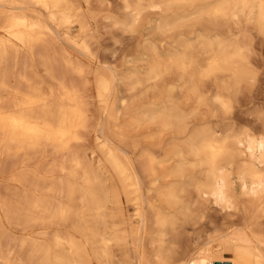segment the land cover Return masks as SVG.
<instances>
[{"label": "bare ground", "instance_id": "1", "mask_svg": "<svg viewBox=\"0 0 264 264\" xmlns=\"http://www.w3.org/2000/svg\"><path fill=\"white\" fill-rule=\"evenodd\" d=\"M122 1L115 23L134 30L145 11H161L151 29L173 40L146 39L142 67L111 74L68 48L90 52L71 31L73 21L90 28L82 0H0V190L6 179L10 195L0 196V221L16 212L19 224L41 227L23 238L24 255L1 252L2 264H134L132 246L140 264H264V111L260 130L230 114L231 94L257 79L252 30L264 38V0ZM122 84L153 96L136 104ZM144 127L150 143L140 149L132 133ZM208 202L244 225L175 251Z\"/></svg>", "mask_w": 264, "mask_h": 264}, {"label": "rangeland", "instance_id": "2", "mask_svg": "<svg viewBox=\"0 0 264 264\" xmlns=\"http://www.w3.org/2000/svg\"><path fill=\"white\" fill-rule=\"evenodd\" d=\"M82 2L86 7H89L92 11V13L88 18L89 20L88 25L90 28L87 29V31L82 32L80 30L79 24L76 21H73L72 22L73 26L71 31L73 32V35H79L78 33H80L79 36L84 37V39L89 44L90 52L81 54L80 49L72 45L71 46L68 45V48L70 49L71 54L75 56V58L78 55L82 62L86 63L87 65H91V67L94 68L100 67L103 69V71L107 73L111 72V74L113 71L115 72V74L116 73L125 74L130 71L129 67H131L132 65L138 66L139 68L142 67L143 65L142 63L144 61L140 60L139 58L142 57L144 47L148 40L151 41L155 40L157 42L163 43L166 46L169 42L171 43L173 40L172 37L174 32L160 34L156 32L153 27L151 29V25H154L155 20L161 18L162 15L164 14L161 11H156L152 9H148L147 11H145L144 12L145 16L143 15L142 17L143 19H141L140 21L141 26L138 25L135 28L137 30L136 31L135 29L130 30L129 28L123 27L120 24L114 22L115 17L120 19L126 17V11L124 9V4L122 0H82ZM241 24H242L241 27L244 26V21ZM242 29L244 32V27ZM252 33H253V37L255 38V39L253 38L254 45L252 51V58L254 62L252 63L253 65H255L254 67L257 70V79L256 82L253 85H251V87L246 86L243 83L238 88V90L234 92V94H231L232 103H233L231 107L233 109H230V114L232 113L231 115L233 120L231 119V121H233L236 127L241 129L244 127H250L254 130L256 129L260 130V128L262 127L261 124L262 119L260 117L262 111H264V38L261 35H258L255 30H252ZM30 63L31 62L26 64L29 65ZM13 64H14L13 61L9 62L10 68H12V70L17 71L24 67L23 63L22 64L20 63L18 68L13 69ZM38 68L40 70V73L44 74L43 68L41 66H39ZM124 85L125 84L119 86V89L122 92L121 94L129 95L128 99L136 104H139V101L140 102L149 101L153 96L151 92L145 93V90H139L133 93L132 96L131 94H128L127 88L126 89L124 88L126 87V85L125 86ZM88 95H89L88 100L90 102V108L92 112L95 114V116L98 117L100 114L99 101L96 96V89L92 83L89 84ZM234 95L236 96L234 97ZM209 102L212 104L211 107L214 106L215 108L219 109L218 105L214 104L213 101L210 100ZM205 106L206 105L201 106V112H206L210 109V107L208 106H206V108L203 109L202 107ZM120 108L122 109V107ZM136 130H138L139 132H137ZM148 131H150V128L147 127L133 130L132 133V135H134L133 138L135 141L137 142L139 141L138 143H140L139 145L140 149L145 146H148L150 143V140L144 137V133L146 134ZM166 136L167 135L165 134L161 135L159 139L161 140L162 137V142H165L164 139L167 138ZM147 141L148 143H146ZM89 144L92 146L94 145V142L91 138L87 142V146H90ZM48 158H51V156H49ZM32 163L34 165L33 161L30 164ZM144 176H143L144 192L146 191L145 193H147V197L151 198L152 195L154 197L155 196L154 193L150 194V192L147 191V188L149 187V178L145 176V178H147L145 179ZM1 182H2L1 183L2 190H0V192L1 191L2 192L0 193V196L10 197L9 194L7 195L5 188L6 186L5 183L7 182V180L5 179V181L2 180ZM108 183L111 184L112 181H109ZM121 196L124 202L123 204L124 210L127 213H132L134 211L133 205L127 201V198L123 193H121ZM216 206L217 205L211 204L210 202L205 204L203 210L205 212L208 211L207 212L208 215L207 214L205 215V212H203V216L200 217L195 224H190L186 227V230L190 229V232L188 233L186 231L184 233L185 235L183 234L182 239L178 244H176L177 246H175V251L181 252L182 248L185 247V242L187 240L188 241L194 240L196 237H198V235H200V241H205L209 237L219 236V233L221 234L223 233V231L225 232V230L229 229L231 225H234V227H241L244 225L242 214L235 213V211L233 210L231 211H228L226 209L219 210L220 207L218 208V206L217 207ZM108 207H109L108 211L110 212L113 211L115 205L110 202L108 204ZM16 216H17L16 212H13L11 220L10 221L5 220L4 225H1V221H0V253L3 252L4 254L7 255L9 253L8 252L9 248H13L14 250L11 255L12 258L10 256L12 261L16 260L15 258L17 254L24 255V253H26V251L23 252V248H22L23 238L27 237L28 234H31V232H33L34 230L41 228L40 225L38 226L21 225L17 222ZM195 230L197 234L194 233ZM215 242L217 243V241H214V244H216ZM140 245L141 244L139 243V246ZM150 250L151 248L150 246H148V251L151 252ZM131 252H132L133 263L140 264L139 262L140 256L134 246H132ZM115 253L121 257L123 256L122 255L123 251L117 250V248L115 249ZM225 254L228 255V253ZM0 264H2L1 260H0Z\"/></svg>", "mask_w": 264, "mask_h": 264}, {"label": "water", "instance_id": "3", "mask_svg": "<svg viewBox=\"0 0 264 264\" xmlns=\"http://www.w3.org/2000/svg\"><path fill=\"white\" fill-rule=\"evenodd\" d=\"M217 264H221L220 262H217ZM225 264H229V263H225Z\"/></svg>", "mask_w": 264, "mask_h": 264}, {"label": "built area", "instance_id": "4", "mask_svg": "<svg viewBox=\"0 0 264 264\" xmlns=\"http://www.w3.org/2000/svg\"><path fill=\"white\" fill-rule=\"evenodd\" d=\"M189 264H192V263H189Z\"/></svg>", "mask_w": 264, "mask_h": 264}]
</instances>
